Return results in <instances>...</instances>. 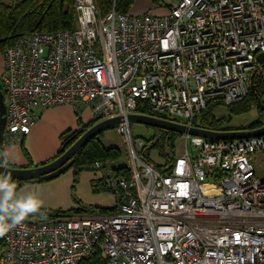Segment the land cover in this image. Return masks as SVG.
I'll list each match as a JSON object with an SVG mask.
<instances>
[{
  "label": "built area",
  "instance_id": "1",
  "mask_svg": "<svg viewBox=\"0 0 264 264\" xmlns=\"http://www.w3.org/2000/svg\"><path fill=\"white\" fill-rule=\"evenodd\" d=\"M73 5V29L34 30L4 52L3 138L22 141L50 105L89 104L93 117H123L129 174L91 164L118 195L111 212L15 223L0 214V264H78L97 251L107 264H264V134L184 132L185 150L160 168L128 119L141 100L198 126L209 103L242 100L264 51V0H175L164 14Z\"/></svg>",
  "mask_w": 264,
  "mask_h": 264
},
{
  "label": "trees",
  "instance_id": "2",
  "mask_svg": "<svg viewBox=\"0 0 264 264\" xmlns=\"http://www.w3.org/2000/svg\"><path fill=\"white\" fill-rule=\"evenodd\" d=\"M159 3L160 0H154ZM134 0H97L98 7L102 14L109 11L113 5L117 11L128 12ZM76 26V12L73 5V0H0V52L4 54L6 49L15 43V41L24 34L32 32L34 30H55L59 28L73 29ZM264 69V64H259L253 71L254 85L250 87L247 95L240 101L232 103L234 109L242 111L249 108L252 104L256 103L260 109V117L254 123H251L249 127H256L264 124V107H262L261 93L264 91V75L261 71ZM256 82V83H255ZM2 88V85L0 83ZM3 89V88H2ZM4 91V90H3ZM138 100L136 111L146 114H156L164 118L174 119L166 113H155L148 108L146 103ZM216 104L209 103L206 108L198 112L193 120V123L203 128H210L215 130L231 129L233 127L223 126L222 119L218 118L213 108ZM176 119V118H175ZM100 120V117H93V120L87 124H83L81 128L75 131H67L63 134V144L68 147L80 134L82 129H86L96 121ZM116 126V125H114ZM158 133L151 138H146L147 145L150 144L156 136H159L154 145L158 146L161 152L166 155L165 163H156L157 166L162 168L171 162L175 155L173 137L177 132L174 130L161 128L155 126ZM104 131V130H103ZM103 131L94 135L87 143L82 145L72 156L73 163L70 168H73L75 175H77L82 169L89 168L96 160H108L110 163L121 158L122 152L116 146H105L101 140ZM183 134V133H181ZM4 139L0 143V152H2ZM153 145V146H154ZM59 149L55 155L57 157L61 154ZM146 156L149 158L148 150ZM54 157V158H55ZM52 158V159H54ZM51 159V160H52ZM50 161V160H49ZM0 162H2L0 158ZM45 161L43 163H46ZM112 169L115 174H121L128 176L129 169L127 163L119 165H112ZM0 177L8 180L9 192L8 201H10L18 188L25 182L36 179H17L10 175L0 174ZM93 187L96 190L106 189L110 190V186L107 182V177L100 179L99 182H95ZM111 191V190H110ZM116 209L115 205L111 208L93 207L89 204L80 203L71 212H111ZM34 212H39L45 216L50 213H59V210L40 209L35 207ZM4 219V218H3ZM24 220H27L23 216ZM7 221L8 219H4ZM30 221V220H27ZM78 264H107L106 260L102 256L100 251H97L92 256L82 259Z\"/></svg>",
  "mask_w": 264,
  "mask_h": 264
},
{
  "label": "crops",
  "instance_id": "3",
  "mask_svg": "<svg viewBox=\"0 0 264 264\" xmlns=\"http://www.w3.org/2000/svg\"><path fill=\"white\" fill-rule=\"evenodd\" d=\"M174 1L160 0L159 3H156L154 0H134L128 12L132 14L144 12L164 14ZM3 71L4 54L0 52V77ZM92 120L93 113L89 104H83L78 113L67 103H57L45 107L41 109L39 118L22 141H6L3 138L4 163L16 167H29L49 161L61 148L65 132L75 131ZM101 140L103 142L102 136ZM122 163L119 162L117 165ZM104 178V169H95L89 166L75 175L73 168H69L51 179L31 180L23 183L14 197L8 201L10 182L0 177V214L4 219L12 220L20 212L19 205L33 201L37 202V207L40 209L59 210V213L56 211L45 216L39 212L29 211L24 216L30 221L54 219L62 213H73L72 209L80 203L89 204L94 208H111L115 205L118 195L110 190H96L93 187L95 182ZM80 213L104 212L83 211Z\"/></svg>",
  "mask_w": 264,
  "mask_h": 264
},
{
  "label": "water",
  "instance_id": "4",
  "mask_svg": "<svg viewBox=\"0 0 264 264\" xmlns=\"http://www.w3.org/2000/svg\"><path fill=\"white\" fill-rule=\"evenodd\" d=\"M256 59L261 64H264V51L258 52L256 54ZM253 75L254 72H252L250 75L251 86H253ZM262 107H264V105H262ZM122 119L123 117L121 115H115L96 121L86 129H82L81 134L68 147H65V144H63L60 148L62 151L60 155L46 163L39 165L29 167L10 166L4 163V154L3 152H0V158L2 160V162H0V174L10 175L17 179H36L37 181H43L56 177L72 166V156L82 145L87 143L98 132L116 125L117 123L121 122ZM128 119L129 121H140L153 126L166 128L181 133L189 132L191 134L201 135L207 138H244L264 134V124L245 129L237 128L215 130L199 126H189L173 119L140 112L129 113ZM5 122L6 103L4 91L0 86V143L3 140ZM158 138L159 136H156L155 139L147 145L146 151L156 143Z\"/></svg>",
  "mask_w": 264,
  "mask_h": 264
},
{
  "label": "rangeland",
  "instance_id": "5",
  "mask_svg": "<svg viewBox=\"0 0 264 264\" xmlns=\"http://www.w3.org/2000/svg\"><path fill=\"white\" fill-rule=\"evenodd\" d=\"M254 72V71H253ZM264 75V69L261 71ZM254 78V77H253ZM1 83V80H0ZM256 83V82H255ZM254 85V79H253ZM250 87H252L250 85ZM262 105H264V91L261 93ZM234 105L226 104H216L213 108L214 114L222 119L223 126L233 127L231 129H245L249 128L251 123H254L260 117V109L256 103L252 104L249 108L237 111L234 109ZM181 120V119H180ZM131 130L133 135L142 136L144 138H151L152 136L158 133V130L155 126L146 124L140 121H131ZM102 139L106 145H114L118 147L121 152V158L112 161L111 165H117L119 162H129L127 142L124 138V135L117 129L116 126L109 127L105 129L102 133ZM174 142V152L173 155H180L185 150V140L181 133H176L173 137ZM149 158L155 163H165L166 155H164L158 146L154 145L148 149ZM105 169V168H103ZM257 174H264V166L258 168Z\"/></svg>",
  "mask_w": 264,
  "mask_h": 264
},
{
  "label": "clouds",
  "instance_id": "6",
  "mask_svg": "<svg viewBox=\"0 0 264 264\" xmlns=\"http://www.w3.org/2000/svg\"><path fill=\"white\" fill-rule=\"evenodd\" d=\"M20 207V212L18 215L14 216L12 218V222L15 223L17 220L22 219L23 216L29 212L35 209L37 207V202L33 201L31 203H26V204H21L19 205Z\"/></svg>",
  "mask_w": 264,
  "mask_h": 264
}]
</instances>
